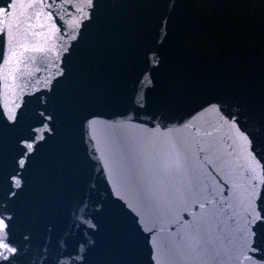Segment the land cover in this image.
<instances>
[{
	"label": "water",
	"instance_id": "water-1",
	"mask_svg": "<svg viewBox=\"0 0 264 264\" xmlns=\"http://www.w3.org/2000/svg\"><path fill=\"white\" fill-rule=\"evenodd\" d=\"M224 113H239L264 143V126L251 119L264 115V0H142L86 90L26 160L22 187L9 178L0 186V205L18 217L17 264H69L64 253L74 251L80 264H152L153 250L167 264L169 222L182 205L160 218L130 195L115 166V130L144 133L163 117L184 121L190 136L212 129L246 145ZM239 144L221 173L238 197L228 201L236 222L221 252L223 264H256L237 225L251 195L244 169L259 176L260 168ZM196 175L189 206L220 191L211 175ZM161 227L150 246L147 233Z\"/></svg>",
	"mask_w": 264,
	"mask_h": 264
},
{
	"label": "snow or ice",
	"instance_id": "snow-or-ice-1",
	"mask_svg": "<svg viewBox=\"0 0 264 264\" xmlns=\"http://www.w3.org/2000/svg\"><path fill=\"white\" fill-rule=\"evenodd\" d=\"M19 3L20 0H10L4 7L2 19L5 24L16 20L18 11L15 10ZM6 35L5 31H0V62L3 60ZM17 111L18 115L12 117L10 126L18 123L24 115L22 108L19 107ZM224 115L246 138V145L212 129L205 131L203 136L199 132L196 137L190 136L183 128L184 121L174 123L163 117L159 127L149 125L144 133L135 134L124 128L115 130V166L130 195L141 207L160 218L171 215L175 206L182 205L169 222L172 232L167 264H223L221 247L227 239L226 229L236 222V214L228 205V201L235 197L236 186L221 173L229 163L228 157L236 154L238 144L251 153L259 165L260 174H255V167L244 169V178H251V195L237 227L245 242L248 236L251 238L250 244H246L248 257L256 264H264V143L255 132L241 126L239 113ZM3 116V111H0V118ZM251 119L257 128L264 126V115ZM31 140L34 141L35 137ZM19 147L21 154L16 161L15 174L9 177L11 188L15 189L22 187L21 170L26 167L25 157L31 153L33 143L22 140ZM197 173L211 175L220 191L212 200L204 203L192 201L189 206ZM16 195V191L9 192V197ZM213 204L216 205L215 211H203ZM137 220L139 222V218ZM17 228L16 212H10L6 206L0 205V264H17L20 255L15 240ZM164 230L161 227L147 233L150 246L151 237L156 231ZM64 255L69 264H80L83 260L82 256L80 261L75 259L80 255L78 251ZM151 259L152 264H161L155 250Z\"/></svg>",
	"mask_w": 264,
	"mask_h": 264
}]
</instances>
